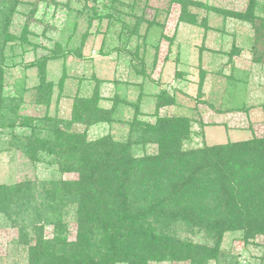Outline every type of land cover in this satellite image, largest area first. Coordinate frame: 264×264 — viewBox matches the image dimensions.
<instances>
[{"label":"rangeland","instance_id":"obj_1","mask_svg":"<svg viewBox=\"0 0 264 264\" xmlns=\"http://www.w3.org/2000/svg\"><path fill=\"white\" fill-rule=\"evenodd\" d=\"M20 1L11 19L12 34L18 35L27 22L32 3L37 9L28 22L29 44L5 50L9 60L3 67L2 95L16 98L19 86L25 93L18 99L13 119L3 110L7 115L0 129V187L23 183L29 185L31 197L27 196L30 204L26 206L18 202V212L4 213V206L0 207V264H29V247L38 228L43 227L46 239L53 234V227L43 223L44 203L48 201L44 197L60 181L77 179V174L62 173L54 155L38 146L46 138L41 131L47 123L45 117L69 123L75 97L88 98L97 91L98 105L111 114L107 123H71L72 130L83 133L87 141L107 136L119 143L136 142V157L156 151L155 144L138 143L149 139L140 123L154 124L158 96L174 97L175 104L156 114L191 120L195 135L184 144L185 149L264 137V66L253 61L252 28L212 10L242 13L250 0H186L204 6L188 5V15L194 16L195 25L179 21L180 7L169 0H138L131 9L126 6L130 0H123L119 10L126 24L121 27L112 23L110 28L106 18L88 26L91 13L84 9L85 0H69L70 12L61 7L67 0ZM86 1L91 7L90 0ZM254 13L264 16L263 0H257ZM135 19H141L139 25H135ZM85 33L81 58L67 54L47 64L45 81L53 83L51 99L48 106L37 104L33 95L40 81L38 70L24 66L48 55L54 43L61 45L60 51L75 50ZM127 50L143 58V69L134 58L124 55ZM200 71L206 73L201 87ZM63 73L64 88L59 90L56 85ZM138 99L136 115L133 105ZM229 109L231 112L226 113ZM23 119L31 122L24 123ZM64 210L71 242L76 229L74 211L71 206ZM180 228L181 237L206 242L202 233ZM218 250L216 261L220 264H264V235L227 232Z\"/></svg>","mask_w":264,"mask_h":264},{"label":"trees","instance_id":"obj_2","mask_svg":"<svg viewBox=\"0 0 264 264\" xmlns=\"http://www.w3.org/2000/svg\"><path fill=\"white\" fill-rule=\"evenodd\" d=\"M68 1L61 7L70 12ZM87 2L85 0L84 9L91 13L87 18L88 26L93 21L100 23L103 18L107 19L108 28L112 23L121 27L126 24L119 10L124 5L123 0H90L89 8ZM137 2L130 0L126 6L131 9ZM169 2L180 7L179 21L190 25L196 22L194 16L188 15V5L204 7L186 0ZM99 3L102 4L101 9L98 8ZM20 4V0H0V129L5 125L4 114L14 116L18 99L21 100L25 93L19 86L15 89L16 98L2 95L3 67L9 60L5 50L29 44L28 22L37 9L32 3L26 15L27 22L18 35L12 34L11 19ZM256 7L257 0H250L242 13L212 10L251 26L253 61L264 66V16L255 15ZM140 20L135 19V25H139ZM86 34L75 50L63 52L60 51L61 45L54 43V49L48 55L24 66L25 69L38 70L40 81L33 95L37 104L48 106L51 99L53 83L45 81L47 64L60 57L66 58L67 54L81 58L80 47ZM124 55L134 58L143 69V58L137 53L127 50ZM205 75V71H200V87ZM65 79L63 73L57 89L64 88ZM99 101L97 91L88 98L75 97L72 120L65 125L60 119L45 117L47 123L41 131L46 138L38 147L54 155V162L62 173H75L77 179L60 181L59 186L49 190L44 197L48 201L44 203L43 223L53 227V234L46 239L43 227L38 228L31 239L34 244L29 247V264L184 261L208 264L210 261L217 262L218 248L227 232L264 235V137L185 149L184 144L195 135L190 126L191 120L156 114L175 104L174 97L158 96L154 124L140 123L144 125L142 130L149 139L138 143L155 144L156 151L136 157L133 153L136 142L119 143L107 136L87 141L83 133L72 130L71 123L85 122L90 126L109 121L111 112L101 108ZM139 101L133 105L136 115ZM3 110L7 114H3ZM23 122L31 121L23 119ZM29 195V185L2 186L0 207L4 206V213L18 212L20 200L23 206L30 204ZM68 206L74 211L76 227L75 239L71 242H68V223L63 220V211ZM179 228L188 233H202L206 242L197 243L188 237H181ZM24 234L27 238L28 233Z\"/></svg>","mask_w":264,"mask_h":264}]
</instances>
